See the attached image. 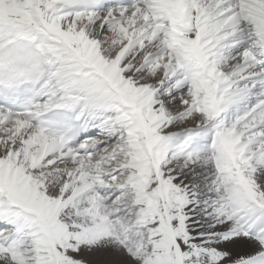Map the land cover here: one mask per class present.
Here are the masks:
<instances>
[{
  "label": "snow or ice",
  "instance_id": "6c2138e0",
  "mask_svg": "<svg viewBox=\"0 0 264 264\" xmlns=\"http://www.w3.org/2000/svg\"><path fill=\"white\" fill-rule=\"evenodd\" d=\"M0 264H264V0H0Z\"/></svg>",
  "mask_w": 264,
  "mask_h": 264
}]
</instances>
